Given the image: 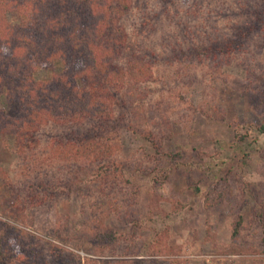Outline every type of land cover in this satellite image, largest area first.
Here are the masks:
<instances>
[{
	"label": "rangeland",
	"instance_id": "1",
	"mask_svg": "<svg viewBox=\"0 0 264 264\" xmlns=\"http://www.w3.org/2000/svg\"><path fill=\"white\" fill-rule=\"evenodd\" d=\"M174 2L136 0L122 20L130 50L154 61L153 75L117 93L111 102L114 117L80 125L89 131L87 139L105 137L108 146L102 160L67 158L61 148L74 142L76 149L77 139L83 138L75 124L48 128L41 135L60 141L59 155L51 153L55 160L47 169L36 163L45 158L42 147L18 154L14 137L3 138L8 149L0 137V218L9 210L10 194L32 182L27 170H39L36 179L43 178L50 186L76 185L55 203L26 205L29 231L62 244L58 239L67 231L75 236L83 231V208L94 219L87 227L103 225L126 239L118 240L117 247L85 245L87 251L75 250L89 260L264 264V85L253 93L255 84L264 80V43L259 47L255 37L245 51L221 63L210 57L192 58L187 51L164 59L165 53L171 55L174 42L185 41L192 47L202 42L218 18L223 25L238 21L239 16L230 13L213 14L223 3L243 4V0ZM263 2L252 0L249 8H261ZM150 50L156 56H150ZM45 73L41 70L38 76ZM1 95L0 106L12 114L14 104H7ZM130 112L136 114L137 131L128 126ZM78 170L96 177V182L80 188L84 183L75 180L82 176L76 174ZM86 192L89 204L83 199ZM237 215L242 217V228L233 239ZM62 216L69 229L57 233L55 220ZM134 219L140 226H134ZM89 260L82 264H94Z\"/></svg>",
	"mask_w": 264,
	"mask_h": 264
},
{
	"label": "trees",
	"instance_id": "2",
	"mask_svg": "<svg viewBox=\"0 0 264 264\" xmlns=\"http://www.w3.org/2000/svg\"><path fill=\"white\" fill-rule=\"evenodd\" d=\"M250 1L243 0L242 5L238 3L233 6L223 3L213 14L218 17L230 14L239 16L238 21L223 25L218 24V18L216 23L211 24L210 32L206 33L202 42L193 47L186 45L185 41L174 42L169 49L171 55L164 51V59L178 58L187 51V55L192 58L210 57L212 61L221 63L230 60L236 52L245 51L255 37L259 39L260 47L264 43V2L261 8L251 10ZM135 2L0 0V95L7 104L15 106L12 114L0 106V137L4 149H8V146L5 145L7 140L3 138L8 135L14 137V151L18 154L26 155L33 147H42L40 150L45 152V158L43 161L40 158L36 163L40 169H47V165L55 160L51 153L59 155L56 145L60 141L41 135L48 128L75 124L81 128L79 135L83 138L77 139L79 147L76 149L74 142L69 147L61 148L66 151L67 158L93 161L105 157L108 146L105 137L87 139L85 135L89 131L80 125L86 126L95 118L103 122L114 117L111 102L117 98V93L145 82L153 75L154 61L147 59L145 53L130 50L129 34L122 23ZM161 2L175 3L174 0ZM148 53L156 56L154 50ZM57 65H60L59 69ZM41 70L46 73L38 76ZM260 83L258 86L255 84L254 94L256 90L262 89L264 80ZM262 91L261 95H264ZM129 119V128L137 131L138 128L134 127L136 114L130 112ZM37 172L27 170L33 177L32 182L25 184L21 192L15 190L10 194L9 210L0 218V264H82V261L90 258L81 256L75 250L87 251L85 245L117 247L118 240L126 241L103 225L96 224L91 229L87 227L90 226L88 223H94V219L87 217L83 208L82 215L86 217L81 225L83 227H80L83 231H76V236L72 235L73 231H67L61 238L57 237L62 244L67 243L70 249L56 240L49 241L29 231L32 226L28 222L31 219L26 216V205L37 208L45 203H55L60 200V194L68 196L76 185L75 182H65L63 186H50L43 178L36 179L39 177ZM80 173L82 176L77 175L78 179H75L78 185L84 183L79 185L80 188H87L96 182V177L89 178L88 172H76ZM6 184L9 186L8 181ZM79 192L82 193V190ZM86 194L83 199L89 204L90 195ZM119 204L123 206L128 202ZM63 217H59V221L55 220L56 232L57 229H69ZM134 223L135 227L140 226L135 219ZM241 228L242 217L237 215L231 231L233 239L239 236ZM120 247L123 248L122 245ZM89 261L94 264L109 262L98 259ZM123 264L169 262L132 258L124 260Z\"/></svg>",
	"mask_w": 264,
	"mask_h": 264
}]
</instances>
